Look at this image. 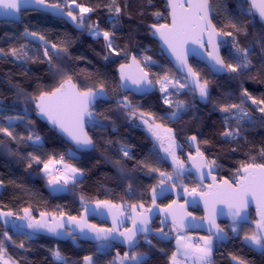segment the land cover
Returning <instances> with one entry per match:
<instances>
[{
    "label": "trees",
    "instance_id": "16d2710c",
    "mask_svg": "<svg viewBox=\"0 0 264 264\" xmlns=\"http://www.w3.org/2000/svg\"><path fill=\"white\" fill-rule=\"evenodd\" d=\"M48 2L60 3L61 7L64 5V0ZM76 2L93 9L86 15V25L98 23L102 30L114 33V48L120 55L115 52L110 54L103 38L94 37L88 27L80 30L76 28V22L69 24L49 14L26 11L21 14L19 22L0 21V48L8 53L0 54V126L9 128L17 137L26 138L36 133L43 140V147L40 148L34 147L26 139L13 140L0 133V180L4 182L0 190V210L23 216V209L27 208L35 216L40 213L60 216L63 212L67 216L79 217L85 206L98 201H110L120 206L143 204L144 208H148L152 203V189L158 187L162 179L160 173H172V166L157 149H153L152 138L137 126V118L129 119L125 111L117 106V100L125 95L141 112L152 114L156 123L174 132L176 141L183 149L182 153H193L188 141L195 135L197 145L209 164L215 161L214 167L219 179L236 180L241 163H251L252 158H255L256 163H264L259 154L260 149L264 148V119L251 101L245 107L251 111L255 124L236 125L233 121L232 127H241L242 138L228 140L221 136L225 130L223 117L226 114L219 111L220 106L239 103L242 89H247L257 99L264 98V27L252 14L246 0L210 2L217 29L223 33H233L227 35L224 61L236 63V45L248 48L252 62L250 69L246 73L229 72L216 76L204 64L191 60V66L199 73L201 81L209 82V97L202 101L198 93L187 87L186 90H179L178 94L171 92V104L163 103L159 88L146 97L124 93L119 87L117 74L118 66L127 63L134 55L156 84L165 75L180 76L163 55L157 41L150 36L152 24L168 23L166 1L151 0L149 3V0H115V4L113 0ZM116 5L122 11L118 17L119 24L113 28L111 17L115 13L110 9ZM157 12L161 13L160 17L154 15ZM230 22L242 25L247 34L244 31L236 32L229 26ZM26 29L67 49L61 51L59 57L53 55L54 67L45 62L43 43L36 37L25 35ZM22 47L29 56L35 57V62L18 60L10 54L11 49L20 50ZM52 53L50 49V55ZM106 56L108 59H105ZM145 56L151 57V61L146 62L143 59ZM66 75H70L82 90H96L103 84L110 96L109 101L98 102L94 109L96 119L104 127H93V122L88 123V132L95 145L89 151H77L57 130L41 122L37 118L34 102L30 99L38 95L40 90L56 86ZM177 102H183L184 108L178 113L179 118L169 119L168 114L176 111ZM8 117L14 118L11 124L6 123ZM16 117L23 119L18 120ZM121 145L130 149L132 159L122 156ZM71 150L74 156L69 155ZM29 153L40 156L45 162L49 158L57 160L63 155L65 161L83 170V176L75 185L69 184L65 192L55 193L48 187L49 178L43 175V165L31 161ZM188 157L186 153L183 156L184 160ZM29 162L32 163L31 167H28ZM141 162L149 167H144ZM150 168L159 171H150ZM180 177V182L187 187L199 186L189 175L183 174ZM157 202L167 205L171 199L164 197ZM190 211L198 218L203 217L198 208ZM250 217L253 221L257 220L254 211H251ZM221 227L228 238L215 241L212 264H235L233 257L244 260L246 264H264V253L249 247L241 234L234 235L228 224L222 223ZM242 228L243 234H251L256 230L252 225H242ZM154 229L160 230V227L155 224ZM5 231L11 240L2 235ZM29 234L21 229L16 232L11 226L0 224V243L6 249L3 255L15 264H58L52 257V250L58 248L68 264H84L85 256H92L95 264H114L117 254L124 256L125 252L129 255L137 252L146 254V264H171L170 257L176 249L175 238L168 234L165 239L159 235L148 237L151 245L145 243L143 238L133 249L110 243V247L104 250H99V244L82 242L76 237L73 239V236L59 240ZM21 243L23 248L19 246Z\"/></svg>",
    "mask_w": 264,
    "mask_h": 264
},
{
    "label": "snow or ice",
    "instance_id": "6c2138e0",
    "mask_svg": "<svg viewBox=\"0 0 264 264\" xmlns=\"http://www.w3.org/2000/svg\"><path fill=\"white\" fill-rule=\"evenodd\" d=\"M150 2L151 0H149V3ZM113 4H115V0H113ZM63 7L67 8L68 11L64 12L61 9L60 3H48V0H0V8L4 9L9 16L21 14L22 10L35 8L37 11H52L57 15L71 17L72 21L76 22L77 27L82 29L88 27L90 33L94 37H102L107 49L110 50V54L115 52L116 55H120V52L114 48L113 32L102 30L98 23L86 25V14L91 13L93 11L92 8L84 7L82 4L77 3L76 0H70V3L69 0H64ZM167 7L170 9L171 24H152L150 27L152 29V34L158 36L163 42V45H165L175 57L179 69L184 72V76L182 78L171 79L165 75L162 80H157L156 82L161 84L160 91L162 93H168V89L171 87L178 94L180 89L188 87L189 84H191L192 90H198L201 99H207L209 97V82L207 80L201 81L199 79V73L188 65V50L186 48L189 41L200 44L201 47H203L205 33H207L206 42L213 46V51L209 52L208 55L213 61V68L215 71L246 73L250 69L252 62L249 59L250 50L248 48H241L236 45V55L234 57L236 61L235 64L226 63L224 59L219 56L218 45L215 43V38L219 36L220 33L209 18V0H168ZM251 8L256 9L260 19L264 21V0H251ZM74 11L76 14H74ZM110 11L115 13V15L111 17L112 27L115 28L120 22L118 17L122 10L116 5L114 8H111ZM154 15L160 17L161 13L157 12L154 13ZM87 19H90V17H87ZM229 26L236 32L244 31L245 34H247L246 29H244L242 25L230 22ZM25 35L36 37L43 43V56L46 58L45 62H47L50 67H54L53 55L59 57L61 51L67 50L55 43H51L45 36L36 32H28L26 29ZM224 35L231 36L233 33L227 32L224 33ZM50 49L53 50L51 55ZM0 54L8 55L2 48H0ZM10 54L18 60L24 59L25 61L35 62V57L29 56L27 51L23 50V47L20 50L16 48L11 49ZM105 59H108V57L106 56ZM143 59L146 62L151 61V57L148 56H145ZM152 63L154 64L155 61H152ZM133 67L137 69L136 74L130 71ZM119 77V87L125 90L143 93L150 90L153 86V81L148 78V72L140 67L139 61H137L135 56L131 57L130 64L120 65ZM182 80L185 82H181ZM129 81L130 83H128ZM98 98H107V93L105 92L103 84L96 90L92 88L82 90L73 83L70 75H66L60 79L56 86L48 90H40L38 95L30 97L34 102L38 116L46 119L61 133L66 134L74 142L77 151L88 150L95 146L92 138L85 130L86 118L92 120L93 127H104V125L96 119L94 112L90 110ZM248 101H251V104L256 106V110L262 114L261 118L264 119V98L257 99L253 97L247 89H242L239 103L224 104L219 107V111L226 114L223 117L225 130L221 133L223 138L228 140L242 138L241 127H232L231 122L233 121L236 125H243L244 123L249 125L255 124V118L251 111L248 107H245ZM163 103L171 104L168 95L164 96ZM117 106L125 111L129 119L138 118L140 124L146 126V130L154 139L153 149L155 150L157 147L163 148L164 152L167 154L165 158L171 157L172 159L176 176H182L184 165L183 162L176 157L174 150L175 140L172 136V130L163 129L162 125L155 122V118L152 114L141 112L139 107L134 105L126 95L117 100ZM175 108L176 111L168 114L169 119L179 118L178 113L184 108L183 102H177ZM8 119L12 121L14 118L8 117ZM15 119L22 120L23 117H16ZM162 131L164 135H161ZM0 133L12 137L13 140L26 139L32 142L34 147H43L42 137L36 133L29 134L26 138L17 137L13 135V132L10 131L9 128L2 126H0ZM189 139L192 142H196L197 137L193 135ZM165 141H167V147H164ZM202 143H207V141H202ZM120 152L123 157L132 159L129 155L130 149L127 146L121 145ZM259 154L261 158L264 159V148L260 149ZM29 157L31 161L43 165L42 170L49 177L48 185L54 192L63 191L69 184L75 185L79 182V178L83 176L82 169L67 164L64 165L63 170L57 169V174L54 175L49 166L53 163L62 162L64 160L63 156H60L59 161H54L49 158L46 162L41 160L40 156H33L31 153H29ZM189 159L192 160L197 169L201 170L202 177L204 175V169H208L207 174L210 175L212 166L215 165V161H212L211 165L205 161L204 154L200 151L198 145L196 146V156L190 155ZM252 159L253 162L241 163L239 169H237L235 186L229 181H223L225 185L224 189L209 192L207 196L217 203H225L228 205L227 214L232 217V226L230 230L237 234H239L238 226L240 223L247 220V208L249 203L254 201L260 219L256 222V230L250 235L245 234L243 239L249 247L264 253V163H256L255 158ZM116 163L119 164V161ZM141 163L144 164V162ZM31 166L32 163L29 162L28 167ZM144 167H149V165L144 164ZM150 171L159 170L150 168ZM160 176L162 177L159 184L160 191L157 192L155 187L152 189V203L157 209H159V206L155 204L156 197L158 195H163L167 190L164 188V185L173 180L171 174L160 173ZM213 182H215V177H213ZM3 184L4 182L0 180V187H2ZM185 191H187V189H185ZM195 191V189L192 190L193 193H195ZM129 194H131V185H129ZM81 200L83 201L84 198L81 197ZM122 207L124 206L113 205L110 201H98L96 203V208L93 209H89L85 206V212L91 215L97 214L96 209H107L109 212H112V228H99L95 224H90L86 216L80 219H77L76 216H68L65 218L63 212H61L59 219L47 213H40V219H36L27 208L23 209L24 216L19 217V219L28 221L26 225H16L15 220H12L11 223L17 229L24 227L31 229L32 233L29 235L46 231L53 236L62 238L73 236V232H75L83 238L100 242L99 250L107 249L110 247V241L121 237L123 238L122 242L126 243L130 249H133L139 243L137 237L141 234H143L145 243L151 245V240L148 237L153 234V230L150 229L148 225L150 223V215L153 214L152 209L138 211V209H144L143 204H129L127 205L129 214L126 215L123 211H120ZM168 207L171 208V205ZM113 209H116V211L113 212ZM12 216L13 213L11 211H0V218H4V224H8L9 220L7 218ZM121 217L123 219H120ZM124 219L131 221V227H126L123 231H120L117 224L118 222L123 224ZM161 223H165V221H161ZM172 224L174 227L183 228V217L178 219L175 213H172ZM66 225L71 226V229L66 227ZM208 231L211 235L202 237L201 240L203 243L198 245L188 243L187 241L190 239L188 237H179L177 240V251L183 248L184 255L186 257L191 256L195 264H212L211 256L214 241H223L226 239L224 229L215 223L214 213L209 217ZM2 235L8 240L12 239L11 236H8L6 231ZM160 238H167V233H165L163 229L160 230ZM73 239H75V236H73ZM181 241H185V243L181 244ZM19 246L21 248L24 247L22 243ZM5 251L4 245L0 243V264H15L10 258H4L3 253ZM145 256L146 254L144 253L132 252V254L129 255L125 252L124 256L120 258L119 254H117V257L120 259V264H125V261H131L132 264H146ZM52 257L58 264H68L66 258L58 248L52 250ZM170 259L171 264H178L175 253L172 254ZM233 259L237 261V264H246L244 260L238 257H233ZM84 261L85 264H95L92 256H85Z\"/></svg>",
    "mask_w": 264,
    "mask_h": 264
},
{
    "label": "water",
    "instance_id": "95a60500",
    "mask_svg": "<svg viewBox=\"0 0 264 264\" xmlns=\"http://www.w3.org/2000/svg\"><path fill=\"white\" fill-rule=\"evenodd\" d=\"M165 1H166L165 11L168 13V23H165V24L170 25L171 24L170 9L167 7L168 0H165ZM246 1L250 6L252 14L257 18V20L264 27V21H262L260 19L256 9L251 8V0H246ZM61 9L64 12H67L65 10V8L61 7ZM26 11L41 12L44 14H49L50 16H52L55 19L64 20V21L68 22L69 24L75 23L74 21H72L71 17H68L66 15H57L52 11H44V10L37 11L35 8H29L27 10H22V13L26 12ZM213 13H214L213 8H212L211 2L209 0V18L211 19L212 24L215 25V23L213 22ZM21 14H15L13 16H9L6 14V11L4 9L0 8V21L19 22V20L21 18ZM216 29H217V27H216ZM217 31L220 33V35L215 38V43L218 45L219 56L223 58V50L227 44L228 38H227V35H224L223 32L219 31L218 29H217ZM150 36H151V38H153L154 40L157 41L160 50L162 51L163 55L167 58V60L170 62V64L173 66L175 71L181 77H183L184 72L181 69H179L178 64L175 60V57L171 54L170 50H168L167 47L165 45H163V42L160 40V38L158 36H154L152 34V29H151ZM206 41H207V33H205L203 47H201L200 44L192 43L191 41H189L187 43L186 48L188 50V52H187V63H188V65L191 66V60H195L199 63L204 64L211 71V73L213 75L220 76V75L228 74L229 73L228 71L217 72L214 70L213 61H212L211 57L208 55L209 52L213 51V46L211 44H208ZM132 56H134V55H132ZM131 57L127 63H123V64H130L131 63ZM136 59H137V61H139L140 67L143 68L144 71L148 72L143 67V64L141 63V61L137 57H136ZM119 67H120V65L117 68V74H118L119 84H120ZM217 67H219V66H217ZM130 71L133 74L137 73V69L135 67L131 68ZM148 78L150 80H152L151 74L149 72H148ZM199 79H200V77H199ZM128 83H130V81ZM133 87H135V86H133ZM188 87L192 90L191 84H189ZM120 89L124 93H130V94L137 96V97H146V96H149V95H152L153 93H155L158 90V86L156 83L153 82L152 88L146 92H143V93L132 91V90H125L122 88H120ZM194 92L199 94L198 90L194 91ZM109 100H110V96L107 93V98L106 99L98 98L96 100L94 106H92L90 110H92L94 112V109L96 108L98 102L109 101ZM36 115H37V118L41 122L47 124L50 128L57 130V132L61 136H63L68 142H70L73 146H75L74 142L66 134L61 133L57 128H55L53 125H51L46 119L38 116V114H36ZM89 122H92V120L86 118L85 119V130L87 131L88 135H89V132H88V123ZM91 149L84 150V151H89ZM191 156H196V154H191ZM204 159L206 162L209 163V161L205 155H204ZM203 172H204V175L202 177L201 176V170L197 169L196 166L193 164L192 160H190L188 157V166L186 168H184L183 174L191 176L195 182H197L199 185H204L207 190L204 192L195 191V193H193L192 190H189V189H187V191H185V189L181 190L178 187L167 185V186H164V188L167 190L164 192L163 196L164 197H170L172 199L169 204L160 205L157 201H155V204L159 206V209H157L153 205V203H151V205L148 208L138 210V211H143V210H147L150 208L152 209L153 214L150 215V223L148 226L150 229L153 230V234L149 235V237L154 235V234H157L160 236V230L163 229V231H165L167 226L174 227L172 224V213H175V215L177 216L178 219L180 217H183V228H178V227H174V228L176 230H178L180 232H184V233L203 234V235L210 236L211 234L208 231L209 217L213 213H214L215 223L217 225H219L220 227H221L222 223L232 224V217L227 214L228 213V205L225 203H217V202L213 201L210 197L207 196V194L209 192H214L217 190L224 189L225 185H224L223 181H229L232 183L233 186H235L237 179L234 181H230L228 179H219V177L217 175L216 168L214 166H212V170H211L210 175L207 174L208 169H204ZM213 177H215V182H213ZM113 205H116V204H113ZM169 205H171V208L168 207ZM117 206H120V205H117ZM87 207L89 209L96 208V203L89 204V205H87ZM196 208H198L202 211V213H203L202 218H198L193 213H191L190 210L196 209ZM221 210H223V211H221ZM0 211H2V210H0ZM96 211H97L96 215H91V214H87L85 212V208H84L83 211L81 212V215L79 217H77V219H80L81 217L86 216L88 223H90V224H95L99 228H112L113 227L112 212H109L107 209H96ZM115 211H116V209H113V212H115ZM120 211H123L127 215V212L123 209V207L120 208ZM251 211H254L256 219H257L256 221H253L251 219V217H250ZM4 212H7V211H4ZM12 213H13V216L7 218L9 220L8 224H4V222H3L4 218H0V224H2L5 227H9L12 220H15V223L17 225H26L28 223L27 220L19 219V217H22V216L14 213V212H12ZM30 213L36 219H40V214L35 216L32 214L31 211H30ZM47 214H49L51 216H55L57 219H59V217H60V216L53 215L52 213H47ZM128 214H129V212H128ZM23 216H24V214H23ZM66 217H68V216L65 215V218ZM120 219H123V218L121 217ZM259 219H260V216L258 215L256 203L253 201V202L249 203V206L247 208V220L241 222L240 225H252L256 229V222ZM157 220H158V226L160 227V230H158V231H156L154 229V224ZM161 221H165V223H161ZM97 223L104 224V225H98ZM66 227H69L71 229V226H69V225H66ZM117 227H119L120 231H123L124 228L131 227V221L124 219L123 224H120L118 222ZM21 230L32 233V230L29 228H26V227L21 228ZM34 235L45 236V237H49V238H57L59 240H65V239L71 237V236H68V237L58 238L56 236H53L52 234L47 233L46 231H41V232L36 233ZM73 236H75L76 238H78L82 242H87V243H91V244H95V245L100 243V242L92 240V239L83 238V237L77 235L75 232H73ZM137 239H138V241H140V239H143V234L139 235L137 237ZM122 240H123V238L121 237V238H118L116 240L110 241L109 243H113V244L119 245L123 248L130 249L126 243L122 242Z\"/></svg>",
    "mask_w": 264,
    "mask_h": 264
},
{
    "label": "rangeland",
    "instance_id": "374dc122",
    "mask_svg": "<svg viewBox=\"0 0 264 264\" xmlns=\"http://www.w3.org/2000/svg\"><path fill=\"white\" fill-rule=\"evenodd\" d=\"M74 14H75V11H74ZM87 15V14H86ZM76 26V28H78V29H80V30H85V29H87V27H84L83 29L82 28H79V27H77V25H75ZM90 33V32H89ZM169 78H171V79H177V78H182L181 76H173V77H169ZM181 82H185V81H181ZM157 85H158V88L160 89V87H161V84L160 83H157ZM186 88L187 87H185V88H183V89H180V90H186ZM171 92H174V90L171 88V87H169V89H168V93H162V100L164 99V96L165 95H168V98H169V100L171 101V98H172V96H171ZM198 98L200 99V100H202V101H204L205 99H201L200 98V96L198 95ZM172 119H175V118H172ZM6 123L7 124H11V121H9V119L8 120H6ZM136 123H137V126H139L140 128H142V129H144L147 133H148V135L152 138V140H153V142H154V139H153V137L151 136V134L146 130V126H144V125H141L140 124V122H139V119L137 118L136 119ZM158 124V123H157ZM162 128L163 129H168V128H165V127H163L162 126ZM161 135H164V132L162 131L161 132ZM172 136H173V138H174V140H175V146H174V150H175V154H176V157L180 160V161H182L183 162V165H184V168H186L187 166H188V159L187 160H184V158H183V156H185V153L187 154V155H191V154H196V146H197V141L196 142H192L190 139H189V144H190V147L193 149V153H187V152H183L182 153V147H181V145L176 141V139H175V135H174V132L172 131ZM155 143H159V142H155ZM168 145H167V141H166V143L164 144V147H167ZM160 153H161V155H162V157L165 159V160H167L170 164H171V166H172V173H170L172 176H173V180L172 181H170V182H168V183H166L164 186H167V185H171V186H175V187H178L179 189H189V190H193V189H195L196 191H201V192H204V191H206V190H204V186L203 185H199V186H197V187H187V186H185L183 183H181L180 182V180H181V177H177L176 176V173H175V171H174V164H173V162H172V159H171V157H167V158H165L166 156H167V154L164 152V150H163V148H160V147H157L156 148ZM75 155V153H74V151H70L69 152V155L70 156H74ZM54 161H56L55 159H53ZM65 164H67V165H71V166H73V167H76L75 165H74V163H72V162H70V161H65L62 165H61V170H63V167H64V165ZM50 167V169L52 170V172H53V174L55 175V174H57V172H56V170L58 169V163H53L52 165H50L49 166ZM77 168V167H76ZM42 172H43V175L44 176H46V177H48L46 174H45V172L42 170ZM49 178V177H48ZM81 178V177H80ZM79 178V179H80ZM160 184V183H159ZM48 187H49V185H48ZM50 189H52L51 187H49ZM0 190H1V187H0ZM66 191V188L63 190V191H55V193H62V192H65ZM156 191L157 192H159L160 191V187H159V185H158V187H156ZM162 197V195H158L157 197H156V200L155 201H158L160 198ZM123 209L127 212V214H128V212H129V209L127 208V206H124L123 207ZM138 210H142V209H138ZM231 226H232V224H229L228 225V228L230 229L231 228ZM242 226L241 225H239L238 226V233L239 234H241L242 235V237H244V235L245 234H249V233H245V234H243V232H241L242 231ZM165 233H167L169 236H171V237H174L175 238V243H176V246L178 247V244H177V240H178V238L179 237H181V236H184V237H190V236H195L196 237V242H198L199 241V243H200V240H201V238L202 237H208L207 235H203V234H191V233H184V232H180V231H178V230H176V229H174L173 227H169L168 229H167V231L165 232ZM224 233H225V235H226V239L225 240H227V238H228V235H227V233H226V231L224 230ZM233 233V232H232ZM234 235H239V234H237V233H233ZM250 235V234H249ZM225 240H223V241H225ZM189 241V240H188ZM192 241H195V240H192ZM182 242V241H181ZM201 242L203 243V241L201 240ZM198 243V244H199ZM214 246H215V241H214V245H213V249H214ZM213 253V252H212ZM120 258H122L123 256H119ZM4 258L5 259H8L7 257H5L4 256ZM211 259H212V256H211ZM84 264H85V261H84ZM114 264H120V259L117 257L116 258V260H114ZM125 264H132V262L131 261H125ZM235 264H237V261H235Z\"/></svg>",
    "mask_w": 264,
    "mask_h": 264
},
{
    "label": "crops",
    "instance_id": "0c3cea01",
    "mask_svg": "<svg viewBox=\"0 0 264 264\" xmlns=\"http://www.w3.org/2000/svg\"><path fill=\"white\" fill-rule=\"evenodd\" d=\"M190 238L189 241H187L188 243L192 244V245H198V242H196V237L195 236H190L188 237ZM195 240V241H192ZM185 243V241H182L181 244ZM202 244L201 240L200 243ZM177 246L175 249V254H176V260L178 261V264H195L194 259L191 256L186 257L184 255V249L181 248L180 251H177Z\"/></svg>",
    "mask_w": 264,
    "mask_h": 264
},
{
    "label": "flooded vegetation",
    "instance_id": "af4514ba",
    "mask_svg": "<svg viewBox=\"0 0 264 264\" xmlns=\"http://www.w3.org/2000/svg\"><path fill=\"white\" fill-rule=\"evenodd\" d=\"M65 10L68 11L67 8H65ZM75 14H76V12H75ZM165 143H166V141H165ZM194 154H195V153H194ZM188 156H189V155H188ZM187 159H188V158H187ZM203 186H204V185H203ZM204 190H207L205 186H204ZM161 198H164V196L162 195ZM161 198H160V199H161ZM169 198H170V197H169ZM170 199H171V198H170ZM171 200H172V199H171ZM144 209H145V208H144ZM155 224L158 226V220L155 222ZM155 224H154V226H155ZM228 225H229V224H228ZM241 226H242V225H241ZM169 227H172V226H167L166 229H168ZM173 228H174V227H173ZM221 228H222V227H221ZM166 229H165V230H166ZM174 229H175V228H174ZM156 231H158V230H156ZM154 236H158V235H157V234H154Z\"/></svg>",
    "mask_w": 264,
    "mask_h": 264
},
{
    "label": "built area",
    "instance_id": "2783aa9c",
    "mask_svg": "<svg viewBox=\"0 0 264 264\" xmlns=\"http://www.w3.org/2000/svg\"><path fill=\"white\" fill-rule=\"evenodd\" d=\"M60 156H63V155H60ZM60 156L58 157V159L56 160V161H59V158H60ZM64 157V156H63ZM65 157H64V160L62 161V162H60V163H58V169H60L61 170V165L65 162ZM12 228L16 231V232H18V229L16 228V227H14L13 225H12ZM198 243H199V241H198Z\"/></svg>",
    "mask_w": 264,
    "mask_h": 264
}]
</instances>
